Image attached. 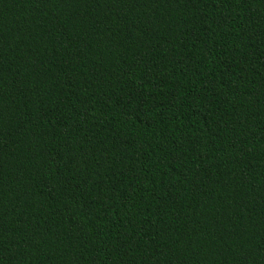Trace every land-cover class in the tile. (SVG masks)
I'll return each instance as SVG.
<instances>
[{
	"label": "trees",
	"instance_id": "trees-1",
	"mask_svg": "<svg viewBox=\"0 0 264 264\" xmlns=\"http://www.w3.org/2000/svg\"><path fill=\"white\" fill-rule=\"evenodd\" d=\"M0 264H264V0H0Z\"/></svg>",
	"mask_w": 264,
	"mask_h": 264
}]
</instances>
